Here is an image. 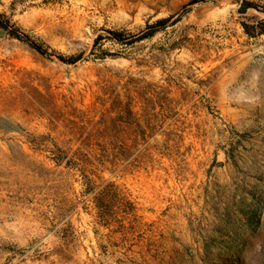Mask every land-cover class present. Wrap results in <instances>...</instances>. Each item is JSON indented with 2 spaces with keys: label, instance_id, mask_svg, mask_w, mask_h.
<instances>
[{
  "label": "rangeland",
  "instance_id": "obj_1",
  "mask_svg": "<svg viewBox=\"0 0 264 264\" xmlns=\"http://www.w3.org/2000/svg\"><path fill=\"white\" fill-rule=\"evenodd\" d=\"M191 1L0 0L83 57L0 35V264H264V0Z\"/></svg>",
  "mask_w": 264,
  "mask_h": 264
},
{
  "label": "trees",
  "instance_id": "obj_2",
  "mask_svg": "<svg viewBox=\"0 0 264 264\" xmlns=\"http://www.w3.org/2000/svg\"><path fill=\"white\" fill-rule=\"evenodd\" d=\"M207 0H192L191 2H189L183 9L182 13L187 12L189 10H191L192 8L201 5L203 3H205ZM250 8H254V5L252 3L249 2H245L243 3V5L241 6V12L242 13H246ZM181 13V14H182ZM178 21V18H168L165 20H161L158 23H156L154 26L150 27L149 29H147V31H145L142 34L136 35L134 37H132L129 40H125L124 39V35L120 32H110L108 33V39L118 42V43H126V44H135L144 40H147L151 37H153L160 29L167 27L169 24H174ZM259 29H260V35H264V24H260L259 23ZM245 31L247 32V34H250V29L247 25H245ZM7 35L12 39H16L20 42H24L26 44H28V46L33 49L35 52H37L40 56H42L43 58L49 59V60H57L58 62H60L61 64L64 65H71V66H75L77 64L80 63V61L82 60V55H77V56H71V57H63V56H55L51 53H49L47 50L43 49L41 46L37 45L36 43L30 41L28 39V37L26 35H24L23 33H21L16 27L11 26L9 22H6L4 20H2V18L0 17V35ZM103 39L102 36H99L96 39V42H99ZM54 162L58 165V166H73L75 163L72 159H68L64 153L62 151H59V153L56 155ZM85 180L87 181V193L88 194H93L95 195V205L96 208L98 209L101 218H103L104 216H102L103 212L105 211H110L111 207L113 206V204L115 203V200L113 199V197L110 200H107L106 197V193L105 191H101L99 193H96V189L93 187V184L91 182L90 179H88L87 177H85ZM111 188H114V194L117 195L116 193V188L114 185H110ZM116 198V196H115ZM131 204V203H129ZM106 218V217H105Z\"/></svg>",
  "mask_w": 264,
  "mask_h": 264
}]
</instances>
